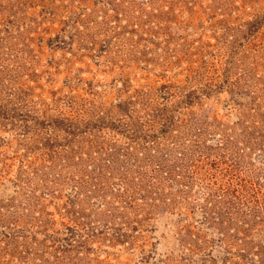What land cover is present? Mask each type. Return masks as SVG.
<instances>
[{
    "label": "rangeland",
    "instance_id": "obj_1",
    "mask_svg": "<svg viewBox=\"0 0 264 264\" xmlns=\"http://www.w3.org/2000/svg\"><path fill=\"white\" fill-rule=\"evenodd\" d=\"M0 264H264V0H0Z\"/></svg>",
    "mask_w": 264,
    "mask_h": 264
}]
</instances>
